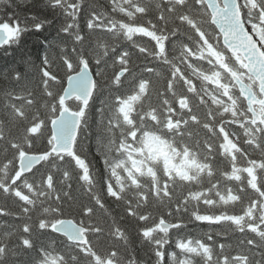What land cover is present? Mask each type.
<instances>
[{
    "label": "trees",
    "instance_id": "16d2710c",
    "mask_svg": "<svg viewBox=\"0 0 264 264\" xmlns=\"http://www.w3.org/2000/svg\"><path fill=\"white\" fill-rule=\"evenodd\" d=\"M241 12L259 28L264 0ZM4 25L18 34L0 49V264H264V127L247 141L243 102L233 114L209 97L207 76L232 85L222 66L244 69L201 0H0ZM82 63L95 90L86 108L67 104L83 112L74 153L50 155V122ZM235 133L232 160L223 135ZM149 138H170L166 154L190 168L166 170ZM22 154L47 157L14 180ZM60 220L85 228L87 245L49 229Z\"/></svg>",
    "mask_w": 264,
    "mask_h": 264
},
{
    "label": "water",
    "instance_id": "95a60500",
    "mask_svg": "<svg viewBox=\"0 0 264 264\" xmlns=\"http://www.w3.org/2000/svg\"><path fill=\"white\" fill-rule=\"evenodd\" d=\"M210 14V22L221 36V42L227 51L240 56L246 72L253 77L258 86L257 98L254 91L239 77L232 75L237 89L246 101L253 123H261L260 115L255 107L264 108V52L260 49L252 35L248 32L237 0H203ZM17 31L9 27L0 28V48L9 43ZM95 88V80L86 64H82L80 71L68 77L61 96V104L76 99L88 106ZM81 112L70 111L66 106L51 122L53 155H70L73 152L81 121ZM229 144V141H228ZM231 147V145L229 144ZM43 155L23 154L18 161L17 176L31 172L45 159ZM162 230H169L171 226L165 222L160 224ZM50 229L66 238L70 243L84 246L87 244L86 230L72 220H60L53 223Z\"/></svg>",
    "mask_w": 264,
    "mask_h": 264
},
{
    "label": "flooded vegetation",
    "instance_id": "af4514ba",
    "mask_svg": "<svg viewBox=\"0 0 264 264\" xmlns=\"http://www.w3.org/2000/svg\"><path fill=\"white\" fill-rule=\"evenodd\" d=\"M224 94L227 96V99H228V102L230 103V106L233 107V102H234V100L231 99V97H228V91H225ZM238 102L240 103V100H238ZM183 103H184V105H182V108H186V107L188 106V102H187L186 100H184ZM245 110H247V109H245ZM230 111L233 112L234 109L232 108V109H230ZM237 118H238V117H237ZM246 122H247L250 126H252V128H254V126L251 124V119H250V118H248V119L246 120ZM246 132H247V131H246ZM252 132H253V133H256L257 135H259V131H252ZM252 132H249V133H252ZM230 137H231V139L233 140V141H232V140L229 138V139L231 140L232 144L234 145V147H233V150H227L228 152H227L226 154L229 155V158H231L232 160H235V159H236L235 153L237 152L236 150L239 149V146H238V145H239L240 142L242 141V137H240L238 133H235V135H230ZM223 141H224V137H223ZM166 142L169 143V144H172L170 138L166 139ZM244 143H245V139H244ZM173 145H174V144H173ZM176 147H177V146H176ZM177 148H178V147H177ZM240 150H241V148H240ZM235 169H236V168H234V170H235ZM235 172L237 173V171H235ZM240 182H242V184L247 183L246 180H242V181L240 180ZM255 182H256V179L254 178V176L251 175V178H250V180H249V183L253 184V183H255Z\"/></svg>",
    "mask_w": 264,
    "mask_h": 264
},
{
    "label": "rangeland",
    "instance_id": "374dc122",
    "mask_svg": "<svg viewBox=\"0 0 264 264\" xmlns=\"http://www.w3.org/2000/svg\"><path fill=\"white\" fill-rule=\"evenodd\" d=\"M255 33H257V32H255ZM263 127H264V125H263ZM165 149H166V147L164 145H162V143L160 141H158L157 139L148 148V150L151 153L153 158H156V157L160 158V156H162V157H164V162L166 161V164L168 166H170V167L178 166L179 167L177 162L173 163V158L166 154ZM159 150H162V152H164V153L163 154L158 153Z\"/></svg>",
    "mask_w": 264,
    "mask_h": 264
},
{
    "label": "bare ground",
    "instance_id": "6f19581e",
    "mask_svg": "<svg viewBox=\"0 0 264 264\" xmlns=\"http://www.w3.org/2000/svg\"><path fill=\"white\" fill-rule=\"evenodd\" d=\"M84 5V4H83ZM109 6V5H108ZM74 7V6H73ZM151 8V7H150ZM165 8V7H164ZM18 11V10H17ZM68 14V13H67ZM111 14V13H110ZM108 16V15H107ZM255 21V20H254ZM89 43V42H88ZM135 51V50H134ZM176 53V52H175ZM129 63V62H128ZM142 63V62H141ZM131 65V64H130ZM129 67V66H128ZM143 72V71H142ZM130 112V111H129ZM39 119V118H38ZM193 129V128H192ZM158 141H160L161 143H162V145H164V143L161 141V140H159V139H157ZM165 146V145H164ZM166 147V146H165ZM158 153H161V154H163L164 152H162V150H159L158 151ZM160 154V155H161ZM172 158H173V163H175V162H177L178 163V165H179V167L178 166H172V167H170V166H168L167 164H166V161L164 162V157H162V156H160V158L162 159V161L164 162V164H165V168H166V170H168V171H174V172H177V173H179V174H182L183 172H185V170H186V167H187V164H186V162L185 161H182V162H179V160L177 159L178 157H175V156H171ZM153 158V157H152ZM157 158V157H156ZM154 159V158H153ZM177 159V160H176ZM242 169V168H241ZM232 175H233V173H232ZM233 178L235 177V174L232 176ZM74 222V221H73ZM7 240V239H6Z\"/></svg>",
    "mask_w": 264,
    "mask_h": 264
}]
</instances>
